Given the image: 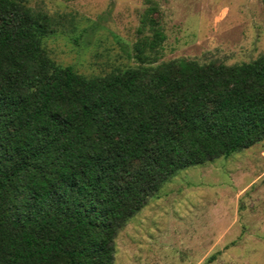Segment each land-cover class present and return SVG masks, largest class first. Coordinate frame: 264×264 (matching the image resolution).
<instances>
[{"label": "trees", "instance_id": "16d2710c", "mask_svg": "<svg viewBox=\"0 0 264 264\" xmlns=\"http://www.w3.org/2000/svg\"><path fill=\"white\" fill-rule=\"evenodd\" d=\"M153 11L132 65L86 77L48 57L59 22L0 0V264H113L118 231L177 171L264 138V53L155 63Z\"/></svg>", "mask_w": 264, "mask_h": 264}, {"label": "rangeland", "instance_id": "374dc122", "mask_svg": "<svg viewBox=\"0 0 264 264\" xmlns=\"http://www.w3.org/2000/svg\"><path fill=\"white\" fill-rule=\"evenodd\" d=\"M59 26L57 65L101 76L126 59L145 10L164 38L155 63L232 65L264 53V0H27ZM142 35H149L146 25ZM208 258H212L208 262ZM113 264H264V138L177 171L118 231Z\"/></svg>", "mask_w": 264, "mask_h": 264}]
</instances>
